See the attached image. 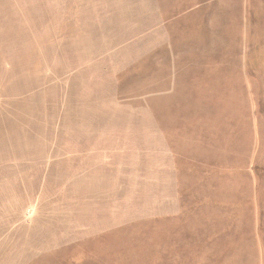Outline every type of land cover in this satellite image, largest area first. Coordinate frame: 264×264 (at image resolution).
<instances>
[{"label":"rangeland","instance_id":"obj_1","mask_svg":"<svg viewBox=\"0 0 264 264\" xmlns=\"http://www.w3.org/2000/svg\"><path fill=\"white\" fill-rule=\"evenodd\" d=\"M0 264H264V0H0Z\"/></svg>","mask_w":264,"mask_h":264}]
</instances>
